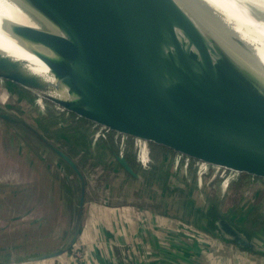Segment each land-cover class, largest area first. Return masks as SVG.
Segmentation results:
<instances>
[{
	"label": "water",
	"instance_id": "water-1",
	"mask_svg": "<svg viewBox=\"0 0 264 264\" xmlns=\"http://www.w3.org/2000/svg\"><path fill=\"white\" fill-rule=\"evenodd\" d=\"M185 1L202 20L197 22L176 0H25L59 32L6 25L17 38L51 52L42 56L55 75L53 86L68 87L73 98L42 93L52 84L2 52L0 79L112 131L264 183V64L204 0ZM243 54L253 57L258 68L252 69ZM0 116L18 121L7 113ZM31 129L81 181L73 235L65 246L26 259L41 261L64 254L80 235L86 182L68 152ZM116 159L139 176L125 155ZM215 224L217 233L239 247L264 253V238L249 237L229 217L218 216Z\"/></svg>",
	"mask_w": 264,
	"mask_h": 264
},
{
	"label": "crops",
	"instance_id": "crops-1",
	"mask_svg": "<svg viewBox=\"0 0 264 264\" xmlns=\"http://www.w3.org/2000/svg\"><path fill=\"white\" fill-rule=\"evenodd\" d=\"M16 93L23 103L22 108L27 109L24 115L36 121L33 123L26 117L25 122L41 135L44 129L40 124L45 125L56 138L65 137L58 135L56 127L70 126H64L63 130L69 131L72 144H65L63 148L67 152L78 153L75 159L84 172L88 197L80 235L73 246L54 258L27 261L30 256L53 251L63 245L75 227L77 196L74 174L68 171L57 154L48 156L41 147L27 143L21 134L25 150L10 151L0 147V152L14 164H8V171L0 172V264H264V255L254 254L219 233L194 224L192 220L196 219H187L189 213L181 209L169 211L167 207L165 210L162 204L153 202H165L168 198L165 202L168 204L170 194L164 183L172 187L181 186L191 194V198L197 191L193 183L196 181L195 170L187 178L180 176L178 171L173 172L174 167L167 160L168 148L148 142L153 163L144 167L136 157V138L126 139L125 152L129 156L126 157L133 168L137 167L134 169L139 176H136L137 185L131 183L135 187L129 184L132 200L112 203L128 191L126 181L133 182L108 148V145H117L108 139L92 140V135L99 128L97 123L86 122L79 127L72 115L50 104L46 107L50 106L53 113L44 115V108L36 103V96L32 100L21 98ZM33 106L36 111L33 109V113H28ZM37 115L41 119L36 118ZM0 137L12 140L9 129L1 125ZM87 148L91 153L84 150ZM94 160L103 164L107 173L96 178L91 189L88 179L92 180L91 176L97 174L95 168L90 169ZM106 176L117 177L115 184L109 185ZM258 185L264 188V183ZM157 188L160 190L158 193ZM173 194L181 206L185 199L183 194L180 191ZM144 200H149V203ZM171 206L174 205L171 203ZM186 222L202 230L203 234L188 235L182 225Z\"/></svg>",
	"mask_w": 264,
	"mask_h": 264
},
{
	"label": "rangeland",
	"instance_id": "rangeland-1",
	"mask_svg": "<svg viewBox=\"0 0 264 264\" xmlns=\"http://www.w3.org/2000/svg\"><path fill=\"white\" fill-rule=\"evenodd\" d=\"M231 2H233V6H235V2L240 5V9H236L233 8L235 15L238 16V18L242 21L245 22L247 24L250 25H263L264 26V17L262 18V16H264V8H261L260 6H258L257 4H255L254 2H252V0H248V2L251 3V6L253 8H255L259 13V17L256 15H254L251 10L247 7L246 2L244 0H232ZM236 7V6H235ZM37 15V14H36ZM37 17H39L40 19L43 20V18H41L39 15H37ZM255 20V21H254ZM44 21V20H43ZM5 82V84H4ZM12 82L10 81H6L3 79H0V113H7L9 115H11L12 117H14L15 119L19 120L18 118L25 120V118H28V121H33L32 118L24 115L25 112L27 111V109L25 110L24 108H22V101L21 99L18 97L16 91L13 89V86L11 85ZM15 87V86H14ZM17 89L19 90L20 88L17 87ZM32 94L34 96H36L38 98L37 100V104L44 108V115L47 114H52L53 111L51 108L46 107L47 104H50L53 107H57L58 109H62L64 110L66 113H69L71 111L65 109L64 107L60 106L58 103L50 100L49 98L33 92ZM24 100V99H22ZM20 105V106H19ZM27 105V104H26ZM38 106V107H39ZM26 107V106H25ZM36 111V108H32V110L28 109L29 112L28 113H33L34 110ZM72 117L77 120L79 127H81L83 125V120L81 119V116H78L76 113L71 112ZM41 115V114H40ZM40 115L35 116L36 118H40ZM41 115V116H44ZM35 117H33L35 119ZM19 120V121H22ZM22 121V122H24ZM0 125L2 127H5L7 129H9V133L10 136L12 137V140H9L8 138L5 137H0V147L4 148L5 150H25L26 149V144L24 142V140L29 143L32 147H37V148H42L41 151L44 150L47 152L48 156H55L56 153L54 151H52L51 149H48L49 147L46 145V143L43 141V143L40 142V140L38 139L37 136H34L33 134L30 135L28 132L23 133V139L20 136V133H22L21 130H19L16 126L13 125V123L7 119H4L2 116H0ZM48 125V124H47ZM67 127V126H65ZM64 127V128H65ZM43 130V129H42ZM58 133V135L62 134L65 137H61V138H54L56 139V141H51L50 137L46 134V132L44 131V137L46 138V140L48 142H51L52 144L58 146L59 148H62L63 150H65L63 148V146H65V144L69 145L72 144L71 140L69 142V131L67 130H62L59 127H56L55 129ZM71 132H73V130H71ZM121 137V136H120ZM50 138V139H48ZM100 137H97V135H92V140H99ZM103 139H106L105 137H103ZM108 139V138H107ZM106 139V140H107ZM108 141H112L111 137L109 136ZM62 140H64L65 142H62ZM57 142V143H55ZM113 142V141H112ZM135 143L137 146L134 147V149L136 150V157L138 158V161L142 164V166L147 167L148 164H150L151 162L153 163V159H152V153H151V149L149 147V144L147 142H139L137 139L135 140ZM139 145V147H138ZM93 150V147H92ZM171 151V150H170ZM173 154H175L176 152L171 151ZM45 154V153H43ZM158 154V153H157ZM177 157H179V155H176ZM10 159H8L7 156H5L3 153L0 152V172H6L8 171L7 168L9 167V165H14L13 163H11L9 161ZM66 162V161H65ZM188 163L189 165V170H195V182H193L194 184H196L195 186L197 187V191L195 192V194L192 196L194 197V201L196 204H202L204 206H207L209 202L211 201H215V203H217L218 208L220 209V211L222 213H224L225 216L229 217L234 223H236V225L238 227H242L244 229H246L248 232L254 233V236L260 237V238H264V188L260 187L258 184L260 183L259 181H255L251 178H249L248 176H239V177H232L230 175L227 174H223L220 173L219 171H217L216 169L201 164L198 161L195 160H190L187 159V161H185ZM67 163V162H66ZM68 164V163H67ZM85 164V163H84ZM95 164V163H93ZM96 168V165H91L90 169H94ZM68 171H70V173H73V169L69 166L67 167ZM122 170L125 171L122 167ZM95 171H97V174H93L91 176V179H88V184H90L91 189L92 186H95V180L96 178H100V176H103V173H107L106 172V168L104 167H100L99 169H96ZM173 172L176 171V169H172ZM190 173V172H189ZM99 175V176H98ZM184 176L183 174L180 173V176ZM74 184H76V188H77V192H76V196H77V208H76V213H78L79 210V198L81 195V188L79 187L80 182L79 180L76 178V176L74 175ZM104 177V176H103ZM107 177V176H106ZM113 176H108L107 180L109 185H114L116 182V178H110ZM186 177V176H185ZM189 177V176H187ZM205 177L207 178L206 182H205ZM204 178V179H202ZM127 179H129L127 177ZM133 183L134 185H137V181H133V182H129L126 181V186L128 191L125 192V195H121L117 200H112L111 202H115V203H119V202H124L127 203L128 201H131L133 198V195L131 193V190L129 189V186H131ZM106 183H104L103 185H105ZM131 184V185H129ZM256 184V186H255ZM132 185V186H134ZM135 187V186H134ZM162 188V187H161ZM103 189H107V188H103ZM157 193L160 192V190L157 188ZM92 192H94V190H92ZM86 197L87 196V192H86ZM169 197V196H168ZM159 198V197H158ZM146 201V200H144ZM168 201V198H166V201ZM173 199L171 201L168 202V204L166 205L165 202L163 200H153V202L155 203H159L162 204L163 208L166 210V207L169 208L167 210L169 211H177V208H174V206H171ZM143 203V201H142ZM145 203H149V200H147ZM158 207V206H157ZM181 214V212H180ZM187 219H189L187 217ZM191 219V217H190ZM75 227H73L69 233L68 239L64 242V244L67 243V241H69L70 237L73 235ZM196 229V228H195ZM197 232L200 234H203V231L200 230L199 228L196 229ZM245 232V231H244ZM253 236V235H252ZM61 245L60 247H63L65 245ZM60 247H55L56 248H60Z\"/></svg>",
	"mask_w": 264,
	"mask_h": 264
},
{
	"label": "bare ground",
	"instance_id": "bare-ground-1",
	"mask_svg": "<svg viewBox=\"0 0 264 264\" xmlns=\"http://www.w3.org/2000/svg\"><path fill=\"white\" fill-rule=\"evenodd\" d=\"M192 17L199 22L202 20L200 15L190 11V7L185 0H176ZM208 7L221 17L226 23L234 28L249 45L254 47L257 52V58L264 64V26L250 25L242 22L233 8L240 9V5L235 2L233 6L232 0H204ZM246 2V0H244ZM248 1V0H247ZM255 4L264 8V0H252ZM203 3V2H202ZM25 0H0V52L20 61L24 67L31 73L39 76L43 81L52 84L47 90L42 91L46 95L64 100L73 98L68 87L63 90L57 89L53 84L56 81L55 75L46 63L43 53L52 55L47 49L39 46H32L21 39L14 36L8 29L6 23L12 22L20 25H31L37 28L46 29L52 32H59L57 27L47 20H42L33 13L27 6ZM255 21V20H254ZM246 61L251 65V68H258L256 60L243 54ZM254 67V68H253Z\"/></svg>",
	"mask_w": 264,
	"mask_h": 264
},
{
	"label": "trees",
	"instance_id": "trees-1",
	"mask_svg": "<svg viewBox=\"0 0 264 264\" xmlns=\"http://www.w3.org/2000/svg\"><path fill=\"white\" fill-rule=\"evenodd\" d=\"M11 85L13 86V89L18 92L21 96V98H32L35 99L36 97L32 94V91H30L29 89H26L16 83H11ZM15 86V87H14ZM20 88L19 90L17 89ZM63 113H66L64 110L60 109ZM67 115H72L73 113L69 112V113H66ZM74 115V114H73ZM79 116V115H78ZM19 120H22L20 118H18ZM81 119L84 121L83 124L86 122L87 123H95V122H92L84 117H81ZM17 121V122H12L14 126H16L19 130L22 131V133H20L22 136H23V133L25 135L26 132H28L30 135H34V136H37L38 135L35 133V131H33L30 127V125L28 123H26L24 120V122L22 121ZM33 123H35L36 121H32ZM39 122V121H38ZM41 122H39L40 124ZM96 124V123H95ZM96 125H99V124H96ZM40 126L44 129V131L46 132V134L51 138V141H56V138L53 134L51 135V133H49V129L46 128L45 125H41ZM65 125H60L59 128H61V131L63 130ZM67 127H70V126H67ZM74 127V126H71V128ZM99 130H103L104 131V134H105V138L108 140L109 139V136L111 137V140L113 141V143H115L117 146L116 147H112L111 145H108V148L110 151H112V154L116 157L117 155H125V156H128V154L125 152V145H126V142L127 140L131 139V136H127V135H119V134H116L117 132L115 131H112L111 129H108V128H105L104 126L102 125H99ZM98 129L96 131H98ZM95 131V132H96ZM113 133V134H112ZM122 136V137H120ZM57 138H60V137H57ZM100 138H103L102 136ZM134 138V137H133ZM38 139L40 140V142L43 143V141L38 137ZM127 139V140H126ZM137 139V138H136ZM148 143V141H146ZM57 143V142H55ZM161 147H164V146H161ZM50 149V148H48ZM89 148L87 149H84L86 150L87 152L91 153L90 151L91 150H88ZM170 151V149H168ZM47 151V150H46ZM44 150V152H46ZM172 151V150H171ZM67 152V151H66ZM78 152V151H77ZM80 152H85V151H80ZM74 159L76 158L77 154L76 151H69L68 152ZM91 155V154H90ZM129 157V156H128ZM60 159L62 160L63 163H65V165L68 167V164L60 157ZM76 160V159H75ZM116 161L118 162V160L116 159ZM95 164L93 165H96V169H99L100 167H104L103 164L99 163V161H95ZM78 163V162H77ZM119 163V162H118ZM79 167L81 166L79 163H78ZM98 165V166H97ZM81 170H82V167H80ZM135 169H137L136 166H134ZM112 168H110L109 170H111ZM124 169V168H123ZM125 170V169H124ZM83 172V170H82ZM97 172V171H96ZM125 173L128 174V176L131 177V179L133 181H137L138 178H136V176L128 173L126 170H125ZM73 174L76 176V178L79 180L77 174L75 172H73ZM84 174V172H83ZM187 178V177H185ZM80 182V180H79ZM79 187L81 188V185H79ZM164 187L167 189V192L168 194H170L169 196V201H171V199H173L172 201V205H174V207L176 208L177 206V209H181L183 211H185L186 213H189L188 214V218L190 219H196V220H192L194 222V224H198V226L202 227L203 229L205 230H208V231H212V232H218V228L215 224V221L217 219L218 216H221V215H224L220 209L218 208V205L217 203H215V201H211L208 203L207 206H204V205H200V204H196L195 201H194V198L192 197L191 198V194H189V192L185 191V189H183L181 186H175V187H172L171 185L169 186V184H165L164 183ZM180 188V189H179ZM179 189V190H178ZM176 191H180L183 196H184V200L181 202V206H179V201L177 199H174L175 197H172L174 196V192ZM76 192H77V188H76ZM191 198V199H190ZM196 204V205H195ZM196 222V223H195ZM241 230L245 231V233L249 236V237H254V233H251V232H248L246 229L242 228V227H239ZM253 235V236H252ZM242 248V247H241ZM245 250H248L254 254H259V255H264V253L262 252H256L254 251L253 249H248V248H243Z\"/></svg>",
	"mask_w": 264,
	"mask_h": 264
},
{
	"label": "built area",
	"instance_id": "built-area-1",
	"mask_svg": "<svg viewBox=\"0 0 264 264\" xmlns=\"http://www.w3.org/2000/svg\"><path fill=\"white\" fill-rule=\"evenodd\" d=\"M95 135H97V137H101V136L104 137L105 136L104 131L102 129L100 131H98ZM137 140L139 142H146V141L141 140V139H137ZM138 147H139V145H138ZM176 155H179V157H177ZM187 159L191 160V158H189V157H187L185 155H182L180 153H177V152L175 154H170L168 156V160L169 161L171 160V163H172L171 166L174 167V169H176V171H178L179 173L183 174L184 177L185 176L186 177L189 176V174L192 171V170L188 171L189 170V165H188L187 162H185V161H187ZM201 164H203V163H201ZM220 173L227 174L225 172H220ZM227 175H230V174H227ZM230 176H232V175H230ZM232 177H234V176H232ZM202 179H204V178H202ZM182 225H183V231L186 232L188 235L199 234L197 232V230L195 229V226L193 224L186 222V223H183ZM199 235H202V234L200 233Z\"/></svg>",
	"mask_w": 264,
	"mask_h": 264
},
{
	"label": "flooded vegetation",
	"instance_id": "flooded-vegetation-1",
	"mask_svg": "<svg viewBox=\"0 0 264 264\" xmlns=\"http://www.w3.org/2000/svg\"><path fill=\"white\" fill-rule=\"evenodd\" d=\"M98 131H100V130L98 129ZM98 131H96V132L94 133V135H95ZM173 152H174V151H173ZM170 154H173V153L170 151V152L168 153V156H169ZM168 156H167V160H168ZM168 161H169V160H168ZM169 163L172 164V163H171V160L169 161ZM148 165H149V164H148Z\"/></svg>",
	"mask_w": 264,
	"mask_h": 264
}]
</instances>
